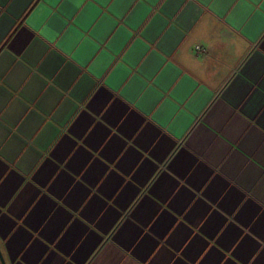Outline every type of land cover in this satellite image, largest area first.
<instances>
[{
    "label": "crops",
    "instance_id": "obj_1",
    "mask_svg": "<svg viewBox=\"0 0 264 264\" xmlns=\"http://www.w3.org/2000/svg\"><path fill=\"white\" fill-rule=\"evenodd\" d=\"M0 264H264V0H0Z\"/></svg>",
    "mask_w": 264,
    "mask_h": 264
},
{
    "label": "water",
    "instance_id": "obj_2",
    "mask_svg": "<svg viewBox=\"0 0 264 264\" xmlns=\"http://www.w3.org/2000/svg\"><path fill=\"white\" fill-rule=\"evenodd\" d=\"M1 257V256H0Z\"/></svg>",
    "mask_w": 264,
    "mask_h": 264
}]
</instances>
